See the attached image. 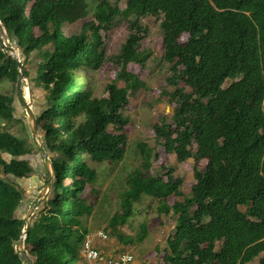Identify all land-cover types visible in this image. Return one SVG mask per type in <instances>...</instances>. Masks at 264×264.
Returning a JSON list of instances; mask_svg holds the SVG:
<instances>
[{
  "label": "trees",
  "instance_id": "trees-1",
  "mask_svg": "<svg viewBox=\"0 0 264 264\" xmlns=\"http://www.w3.org/2000/svg\"><path fill=\"white\" fill-rule=\"evenodd\" d=\"M127 10L164 15L161 61L169 64L167 83L175 89L168 93L175 112L154 124L157 142L181 162L194 157L207 164L195 168L190 194L172 205L171 195H183L178 189L181 178L166 181L159 174L132 172L122 212L110 219L113 234L124 241L119 227L147 195L165 205L161 214L175 220L166 263L247 264L258 259L264 264V0H127ZM91 11L97 23H86L76 34L65 33L66 24ZM122 17L119 5L109 0H0V20L25 57L32 93L41 88L46 93L36 115L54 177L49 197L37 202L25 240L34 264H81L88 218L95 211L86 190L99 177L90 161L120 163L127 155V135L109 128L129 122L124 112L129 92L147 86L127 67L131 62L146 65L154 55L140 49L137 30L147 33L148 27L131 22L117 55L118 78L125 87L113 81L106 85L107 96L94 97L78 75L102 67L100 31ZM184 33L190 35L185 43ZM20 75L18 60L0 44V86L6 80L19 85ZM181 81L191 90L181 87ZM17 98L0 91V118L28 129V116L18 114ZM28 134L33 144L0 129V264H29L17 250L26 226L19 211L26 190L19 179L30 178L35 170L41 182L44 173L49 176L33 131ZM137 146L148 169L154 150L144 142ZM32 154L42 158L40 169L32 164ZM147 231L143 224L139 240ZM126 241L134 243L131 237Z\"/></svg>",
  "mask_w": 264,
  "mask_h": 264
},
{
  "label": "rangeland",
  "instance_id": "rangeland-1",
  "mask_svg": "<svg viewBox=\"0 0 264 264\" xmlns=\"http://www.w3.org/2000/svg\"><path fill=\"white\" fill-rule=\"evenodd\" d=\"M109 1L112 4L117 3L119 5L123 12V17L120 18L119 22H117L112 28L102 29L100 31L105 50L104 63L98 70H85L79 72L78 75L82 87L92 90L94 97L107 96L108 93L105 90L106 85L113 81H117L119 87H125V82L118 78L121 66L117 61V55L120 53L122 44L130 34L131 22L138 20L144 26L148 27L147 33L139 32L137 30V33L141 37L140 49H150L154 51V55L147 60L146 65H141L135 62L128 64V70L136 73L141 80L147 84V86L142 87L135 92H129L130 102L125 107L124 111L129 117V122L122 128L118 125H111L109 128L112 133H125L127 135L128 150L125 159L120 163L107 161L104 163H92L90 161V164L97 168L99 172L97 183L94 185H88L86 190L88 201L94 203L95 207L94 214L88 218L89 223L92 225V229H96V231L94 230L95 233L103 230V227H108L107 224L109 225L111 222L110 219L115 214H120L122 212L121 199L123 198V192L129 189L127 179H129L132 172L139 170L140 172H143L144 175L159 174L166 181H176L178 178H181L182 183L178 189L183 195H171L169 197V204L172 205L175 201L182 200L183 196L190 194L192 186L196 183L195 168H203L207 164V160L196 162L194 157L181 162L178 160L177 154L167 153L165 148L156 140L154 124L160 122L163 117L171 119L175 112V105L171 102L168 93L175 89L167 83V77L170 74L169 64L161 61L165 52L164 34L161 27L164 15L156 17L147 15L142 11L132 14L127 10V0ZM95 21L94 13L91 11L87 17L72 24H66L64 26V31L68 35L76 34L81 31L86 23ZM36 33L40 34L41 31L36 29ZM189 37L190 35L188 33L182 34L181 42H187ZM5 43L17 48V45L13 42L12 44L11 40L8 41V39H5ZM19 54L24 62L25 57L20 49ZM27 68L28 66H25V69ZM29 85L32 88L33 85L29 78L28 80L23 81V89L24 92H26V99L28 101H30ZM180 86L191 90L184 81L180 82ZM19 88L20 83L19 85H16L6 80L0 86V91L18 96ZM35 95L36 97L33 95L34 99L32 102V108L34 109L35 114H38L41 109L39 108L41 104H36L37 108L35 103L37 99H44L46 93L45 90L41 88L36 90ZM17 104L20 107L21 103L19 99H17ZM35 108H37L38 113ZM19 110L22 113L21 107ZM28 121H30L29 118ZM29 124L28 129H24L19 122L5 121L0 118V129L10 130L27 143L33 144L32 137L28 134V132L30 134L32 132L30 129V127H32V122L30 121ZM33 136L38 144H43L44 139L41 137L40 132L33 133ZM139 142L147 143L148 146L154 150V156L148 169H145L144 157L138 149L137 144ZM192 149L196 151L197 144H194ZM30 158L32 164L35 165V168L40 169L39 165L43 161L42 158H40L38 154H32ZM35 175H37L36 170L31 174L29 178L30 181L34 179ZM43 178V181L47 180L45 173ZM43 185L42 182H40L39 185L38 183H35L32 184L33 188H28V190L25 191V198L21 205L22 208L19 210L24 216L30 210L32 204L37 203L38 198H36V196L42 191ZM93 188L95 189L94 193L92 192ZM164 206L165 205H160L158 199L143 195L142 199L134 204L133 213L128 222L120 228V231L130 235L129 237L134 239L133 244H135V248L130 247V251L135 254L137 253L142 257H150L152 260L157 257V260L160 262L159 264H166V261H164V252L165 248H167L168 240L164 239L165 235H168L169 233L171 235L174 232L175 226L173 215L161 214L160 207L164 208ZM143 224H147L148 231L145 235L146 238L144 241H141L139 240V237L143 234ZM114 237L115 236H113V238ZM150 258L145 262L151 260ZM153 262H151V264H153ZM247 264H258V259Z\"/></svg>",
  "mask_w": 264,
  "mask_h": 264
},
{
  "label": "water",
  "instance_id": "water-1",
  "mask_svg": "<svg viewBox=\"0 0 264 264\" xmlns=\"http://www.w3.org/2000/svg\"><path fill=\"white\" fill-rule=\"evenodd\" d=\"M5 39H8V41H10L8 34H7V31L4 28V26L0 20V44H1V48L3 50L9 51L18 60V67H19V71L21 73L20 79H19L20 88L18 91V98L20 99V103L22 104V106L25 108L28 118L32 122L31 128H32L33 133H37V132H39V129H38L37 115L35 114V111L32 108V102L34 99L32 89H31V86L29 85L30 101H28L24 95V89H23V85H22L24 80H28L27 71L25 69L23 59L20 58L19 48L18 47L16 48L12 45L6 44ZM36 143H37V141H36ZM43 144H44V142H43ZM43 144L37 143V145L40 149V153L45 160V164L47 166L49 176L47 178L46 185L43 187L42 191L36 197V198H38L37 202L44 201L49 197V195L51 193V189H52V182L51 181H52V178L54 177V167H53V164H52V161H51V158H50L48 152L43 147ZM37 209H38L37 203H33L30 210L25 215L26 226H25V229L23 231V235L17 244V250L23 255V257L28 261L29 264H34V263L30 260V257L26 251L25 240H26V236L29 232V228L31 225V216L34 214L35 211H37Z\"/></svg>",
  "mask_w": 264,
  "mask_h": 264
},
{
  "label": "crops",
  "instance_id": "crops-1",
  "mask_svg": "<svg viewBox=\"0 0 264 264\" xmlns=\"http://www.w3.org/2000/svg\"><path fill=\"white\" fill-rule=\"evenodd\" d=\"M35 94H36V92H35ZM24 95H25V97H26V92H24ZM34 95V94H33ZM16 98H17V96H16ZM18 99V98H17ZM17 99H16V102H17ZM37 99V98H36ZM43 98H41V99H37V104H42L43 103ZM18 107V114H19V116L20 117H25L24 115H26V112H25V108L20 104V107H21V110H22V113L20 112V107L19 106H17ZM36 107H37V105H36ZM38 108V107H37ZM37 108H35V110L36 111H38L37 110ZM39 108H41V106L39 107ZM38 113V112H37ZM29 122V121H28ZM28 124V123H27ZM40 156V155H39ZM41 158V157H40ZM42 171H43V169H42ZM19 182H20V184L22 185V187H24L25 188V190H28V188H33L32 187V184H35V183H38V185H39V183L41 182L40 181V177H39V175L37 174V175H35L34 176V179H32L31 181H30V179L29 178H22V179H20L19 180ZM44 181H42V183H43ZM46 182V181H45ZM34 189H35V187H34ZM43 189V188H42ZM37 191V190H36ZM32 195H33V192H32ZM95 212V211H94ZM88 226H89V228H90V231H89V233L87 234V235H91V236H94L95 235V231H96V229H92V225L88 222ZM107 226L108 227H103V230H105L107 233H108V235H109V238L107 239V240H103V239H101V238H99V237H97V236H94V240H95V244H96V246L107 256V257H116V256H118V255H120L122 252H124V251H126V250H129L130 251V247H132V248H135V244H131V243H127V237H129L130 235H127V234H125L124 232H122V231H120V228L122 227V226H120L119 227V232L120 233H122L124 236H125V239H124V241H120L119 240V238H118V236H116L115 234H113V228H112V226H111V223H109V225L107 224ZM111 226V227H110ZM98 230V229H97ZM110 235H111V237H110ZM113 236H115L114 238H113ZM169 236H170V233L168 234V235H165V239L164 240H168L169 239ZM144 241V240H143ZM156 247V246H155ZM165 248V247H164ZM134 253V252H133ZM165 253V252H164ZM134 255H135V258H136V264H151V262H155V264H159L160 262L157 260V257H155V259L154 260H152V258H150V257H148L147 258V256L146 257H142V256H140L139 254H135L134 253ZM165 255V254H164ZM142 257V258H141ZM151 259V260H149V261H147V262H145L147 259ZM165 261V260H164ZM154 262H153V264H154ZM166 263V262H165ZM81 264H97V263H94V262H90V261H88V260H85V258L83 259V260H81ZM100 264H106V263H100ZM167 264V263H166Z\"/></svg>",
  "mask_w": 264,
  "mask_h": 264
},
{
  "label": "built area",
  "instance_id": "built-area-1",
  "mask_svg": "<svg viewBox=\"0 0 264 264\" xmlns=\"http://www.w3.org/2000/svg\"><path fill=\"white\" fill-rule=\"evenodd\" d=\"M97 236L103 240L109 238L108 233L105 230H100L95 233ZM94 236L87 235L83 240V245L81 248V253L83 258L90 262L97 264H136V258L132 251H125L118 255V257H107L95 244Z\"/></svg>",
  "mask_w": 264,
  "mask_h": 264
}]
</instances>
